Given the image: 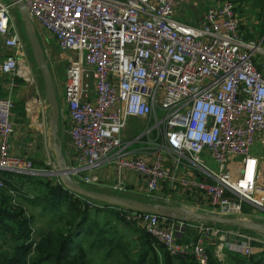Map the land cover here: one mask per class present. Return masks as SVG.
Instances as JSON below:
<instances>
[{
    "label": "built area",
    "instance_id": "2783aa9c",
    "mask_svg": "<svg viewBox=\"0 0 264 264\" xmlns=\"http://www.w3.org/2000/svg\"><path fill=\"white\" fill-rule=\"evenodd\" d=\"M22 1L33 22L70 57L62 101L72 122L68 168L75 181L124 196L137 193L124 178L134 172L148 202L243 220H249L243 213L249 204L264 223V203L257 202L260 160L253 154L264 148V46L242 32L234 2L208 8L198 24H185L175 13L195 0ZM15 6L0 7V37L13 51L1 69L27 77L22 59L27 43L11 24ZM13 106L9 96L0 99V188L6 187L4 173L43 172L9 154ZM134 119L143 127L129 139ZM142 140L152 150L133 155L130 147ZM106 162L115 167V184H103L93 174ZM184 169L194 174L180 176ZM178 185L196 191L184 193ZM11 194L15 203L19 193ZM121 213L171 256L193 255L198 264H209L208 245L217 242L216 234L221 241L227 237L220 225ZM184 226L196 230L195 241L177 242ZM237 236L245 241L230 247L242 257L254 256L253 243L264 244V235L239 230ZM31 240L36 242L33 235Z\"/></svg>",
    "mask_w": 264,
    "mask_h": 264
},
{
    "label": "crops",
    "instance_id": "0c3cea01",
    "mask_svg": "<svg viewBox=\"0 0 264 264\" xmlns=\"http://www.w3.org/2000/svg\"><path fill=\"white\" fill-rule=\"evenodd\" d=\"M227 1L235 3L236 17L240 22L242 32L248 39L250 35L261 33L262 27L264 26V10L261 6L262 0H195L190 3L182 4L175 13V18L185 24H198L202 20V17L208 8L220 9L226 5ZM8 3L11 5L13 4V1L11 0L7 2L6 5ZM10 16L12 26L19 32V34H21L27 43L23 51L25 54L22 59L28 65L29 75H27V77H21L3 73L1 67L6 58L12 55L13 51L5 46L3 37H0V99L9 96L14 104L12 111L13 132L10 137L9 154L13 158H17L22 162L32 163L36 169L45 170L44 168L51 165L53 158L54 161H56V157L50 143L52 111L47 99L46 86L43 76L34 61L30 45L28 44L24 34L25 22L17 7H13ZM40 39L44 48L45 44L48 43V46L49 44H51L52 47L55 45V47L59 50L56 41L48 32L44 31V29L40 34ZM261 41H264V36ZM58 97L61 106V117L58 128V134L61 138L59 144H61L67 163L69 164L70 155H73L74 153L69 138V130L72 127V122L64 109L62 96H60L59 92ZM142 127V120H132L130 122V128L126 133V137L133 139ZM263 149L264 148H262V150ZM145 150H152V147L145 140L140 142L135 141L130 147V151L133 155H140ZM253 154L260 160L259 188L261 191H258L257 193V202L264 203V152L260 153L253 151ZM93 174L98 176L103 184L111 185L117 183L118 181L115 167L110 162L104 163L99 169L95 170ZM179 174L180 176L189 175L191 177L194 173L193 171L184 169ZM44 177L48 176L44 175ZM124 178L128 186L137 191L136 194H128L126 197L146 202L147 198L144 193L146 189L140 175L127 171L124 173ZM176 189L184 191V193L186 191H196V189H187L180 185H178ZM163 191L170 190L164 189ZM24 206L25 209L29 211L26 205ZM243 209V213L247 219L253 222L258 221V219H256L258 213L254 207L249 204H244ZM188 228H191V230ZM226 228L231 230H227ZM220 229L221 232H225L227 234V237H234V242L236 244H239L237 241V238H239L237 236L239 230L245 234H250L244 232L243 229H239L231 225H220ZM196 237V230L193 227L186 226L183 232L178 235L177 242L181 244H188L195 241ZM139 249L140 251L144 250L141 246H139ZM208 250L209 252H212L213 257L217 260V262H222L224 260L225 253H223V251H219L218 248L217 250L215 249V251L213 243L208 245ZM232 251L236 253L235 255L237 257L240 255L238 251ZM175 261L176 262H174V264H185L181 261ZM262 261H264V254H256V256L254 255L250 258V260H247L249 264H261Z\"/></svg>",
    "mask_w": 264,
    "mask_h": 264
},
{
    "label": "trees",
    "instance_id": "16d2710c",
    "mask_svg": "<svg viewBox=\"0 0 264 264\" xmlns=\"http://www.w3.org/2000/svg\"><path fill=\"white\" fill-rule=\"evenodd\" d=\"M3 176L8 179L6 187L0 189V264H89V253L100 250L106 251L108 257L120 253V264H149V259L150 264H174L175 260L198 264L193 255L171 256L142 228L127 223L120 208L103 203L100 204L105 206L104 209L94 208L88 203L91 200L77 197L48 177L10 173H4ZM12 190L19 193L15 203ZM21 198L30 207H41L44 213H60L63 208L66 213H60V225L52 227L45 236L33 243L30 241L34 234L35 218L28 215L25 206L19 203ZM91 210L97 214H112L117 220L142 232L139 246L144 250L140 251L138 260L122 253L127 250V246L117 231L101 228L96 220L92 222ZM6 246L10 249H5ZM32 252L37 253L34 259L29 256ZM209 253V264H218L212 252ZM234 257L237 258L236 255Z\"/></svg>",
    "mask_w": 264,
    "mask_h": 264
},
{
    "label": "water",
    "instance_id": "95a60500",
    "mask_svg": "<svg viewBox=\"0 0 264 264\" xmlns=\"http://www.w3.org/2000/svg\"><path fill=\"white\" fill-rule=\"evenodd\" d=\"M12 1L18 8L25 22L24 34L28 41V44L30 45L34 61L43 76L46 86L47 99L52 111L50 143L56 157V161L54 164L58 167V171L55 170L49 173V176L51 175L57 177L63 187L67 191H70L72 194H76L91 201L103 203L108 206L117 207L133 212L150 213L162 218H174L182 221L187 220L193 222L211 223L221 226L231 225L239 229L264 235V223L262 222H253L250 220L246 221L239 218H224L220 216L209 215L206 213L195 212L191 209H188L187 207L169 206L161 203L139 201L134 198H128L110 194L107 192L91 190L75 181L70 174L68 163L62 146L61 144H59L61 141V138L58 134L61 117V106L57 94V87L53 71L51 70L47 62L43 44L34 28V22L28 12L27 7L22 0Z\"/></svg>",
    "mask_w": 264,
    "mask_h": 264
},
{
    "label": "rangeland",
    "instance_id": "374dc122",
    "mask_svg": "<svg viewBox=\"0 0 264 264\" xmlns=\"http://www.w3.org/2000/svg\"><path fill=\"white\" fill-rule=\"evenodd\" d=\"M9 1H11V0H0V7L3 5H6V3ZM262 1H261V4H262L261 6L263 7V10H264V0H262ZM7 6H10V4L8 3ZM34 28H35V30H36L39 38H40V34L43 31L42 27L38 23L34 22ZM263 36H264V26L262 27L260 34L255 33L253 35H250L249 39L252 41H255L256 43H262V45L264 46V41H261L263 39ZM44 50H45L47 62L49 64L51 70L53 71L57 90H58L60 96H62V83L66 79L65 73L69 67V58L70 57L68 54H65V53L61 52L60 50H58L55 47V45L52 47V45L49 44V46H48V43L45 44ZM263 150L260 147H256V149L254 151L263 153L264 152ZM54 163H55V161L53 158L51 165L48 166L46 170H42L43 172H41V175L48 176V178L50 180H52L54 182H58L57 177L51 176V175L49 176V173H51L55 170L58 171V167L55 166ZM68 167H69V164H68ZM23 175H27V174H23ZM27 176H30V175H27ZM0 189H2V188H0ZM124 196H128V195H124ZM19 203L26 205V207L29 209L28 215L33 216L35 218L34 225H33L34 226L33 237L37 241H38V239L40 240V238L42 236H45L52 229V227L55 228V226L57 227L58 225H60V222H59L60 215L66 213L65 208L60 210L61 214L59 212H57L55 214H51L48 212L44 213V211L41 207H29L27 202L23 198L19 199ZM91 211H92V222L96 220V221H98V224L101 228L110 229L111 231L112 230L117 231L119 233V238L127 246V250L122 252V253L123 254H129L135 260H138V257L140 256V253H141L140 249H139V240L142 237V232L138 231L135 227L126 225L123 222L117 220L116 218L113 217L112 214L111 215L110 214H97L95 210H91ZM188 229L191 230V228H188ZM226 229L231 230L228 228H226ZM220 238H221V235L219 236L218 234H216L213 237V239L217 241L216 243H213L214 244V250L215 249L217 250V248H218V249L222 250L223 253H225L224 260L222 262H218V264H249V262H247L246 259L250 260V257H245V256L242 257L241 254L237 258L234 257L236 253H234L230 247L232 244H236L234 242V239H235L234 237H231V238L228 237L227 238L226 236H224L222 241ZM240 240H244V239H238L237 238L238 242ZM252 247H253V249H255V251H254L255 256H256V254L261 253V250H264V244L263 243H253ZM8 248L9 247L6 246L5 249H8ZM229 253H232V254H229ZM29 256L31 259H34L37 256V253L32 252ZM121 260H122V255L120 253H118V254L116 253L115 255L108 257L106 251H103V250L90 252L89 258H88L89 264H120ZM243 261H245V262H243ZM148 263L150 264V259H149ZM261 264H264V261H262Z\"/></svg>",
    "mask_w": 264,
    "mask_h": 264
},
{
    "label": "bare ground",
    "instance_id": "6f19581e",
    "mask_svg": "<svg viewBox=\"0 0 264 264\" xmlns=\"http://www.w3.org/2000/svg\"><path fill=\"white\" fill-rule=\"evenodd\" d=\"M26 73H27V75H28V74H29V71H27ZM246 221H248V220H246Z\"/></svg>",
    "mask_w": 264,
    "mask_h": 264
}]
</instances>
